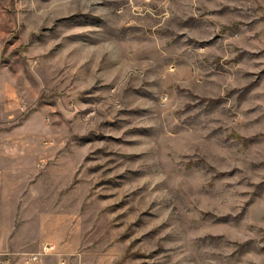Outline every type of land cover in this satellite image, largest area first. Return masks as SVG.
<instances>
[{
	"label": "rangeland",
	"instance_id": "1",
	"mask_svg": "<svg viewBox=\"0 0 264 264\" xmlns=\"http://www.w3.org/2000/svg\"><path fill=\"white\" fill-rule=\"evenodd\" d=\"M0 264H264V0H0Z\"/></svg>",
	"mask_w": 264,
	"mask_h": 264
},
{
	"label": "built area",
	"instance_id": "2",
	"mask_svg": "<svg viewBox=\"0 0 264 264\" xmlns=\"http://www.w3.org/2000/svg\"><path fill=\"white\" fill-rule=\"evenodd\" d=\"M54 250V247L53 246H46L45 248H44V252H46V253H48V252H51V251H53ZM38 259V256H31L30 257V260H37Z\"/></svg>",
	"mask_w": 264,
	"mask_h": 264
}]
</instances>
